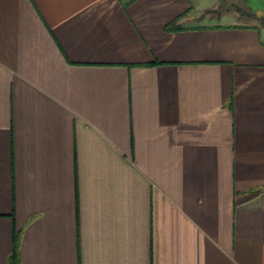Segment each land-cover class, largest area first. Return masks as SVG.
I'll list each match as a JSON object with an SVG mask.
<instances>
[{"label":"crops","instance_id":"1","mask_svg":"<svg viewBox=\"0 0 264 264\" xmlns=\"http://www.w3.org/2000/svg\"><path fill=\"white\" fill-rule=\"evenodd\" d=\"M207 6L0 0V264H264V27Z\"/></svg>","mask_w":264,"mask_h":264},{"label":"rangeland","instance_id":"2","mask_svg":"<svg viewBox=\"0 0 264 264\" xmlns=\"http://www.w3.org/2000/svg\"><path fill=\"white\" fill-rule=\"evenodd\" d=\"M198 2L208 5L207 9L203 10V18L198 21V24L233 21L237 17L241 24L261 26L259 16L264 14V0H198Z\"/></svg>","mask_w":264,"mask_h":264},{"label":"trees","instance_id":"3","mask_svg":"<svg viewBox=\"0 0 264 264\" xmlns=\"http://www.w3.org/2000/svg\"><path fill=\"white\" fill-rule=\"evenodd\" d=\"M253 16H256L253 14ZM261 26L264 27V14H261ZM177 21H174L170 25H168L167 30L172 31V30H179L181 27L177 26ZM20 240H21V231L16 232L15 235V250L13 254L9 257V264H18L19 261V247H20Z\"/></svg>","mask_w":264,"mask_h":264}]
</instances>
